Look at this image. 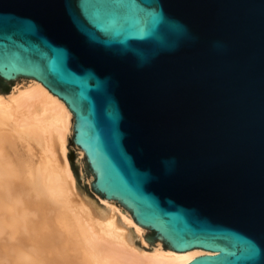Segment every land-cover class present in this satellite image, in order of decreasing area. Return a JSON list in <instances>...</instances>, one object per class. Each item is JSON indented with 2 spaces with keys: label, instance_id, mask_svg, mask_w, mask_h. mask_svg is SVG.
<instances>
[{
  "label": "water",
  "instance_id": "95a60500",
  "mask_svg": "<svg viewBox=\"0 0 264 264\" xmlns=\"http://www.w3.org/2000/svg\"><path fill=\"white\" fill-rule=\"evenodd\" d=\"M73 116L94 192L187 264H264V0H0V79Z\"/></svg>",
  "mask_w": 264,
  "mask_h": 264
},
{
  "label": "bare ground",
  "instance_id": "6f19581e",
  "mask_svg": "<svg viewBox=\"0 0 264 264\" xmlns=\"http://www.w3.org/2000/svg\"><path fill=\"white\" fill-rule=\"evenodd\" d=\"M27 80L0 92V264H187L211 255L161 239L146 250V227L117 200L79 199L67 157L73 114Z\"/></svg>",
  "mask_w": 264,
  "mask_h": 264
},
{
  "label": "rangeland",
  "instance_id": "374dc122",
  "mask_svg": "<svg viewBox=\"0 0 264 264\" xmlns=\"http://www.w3.org/2000/svg\"><path fill=\"white\" fill-rule=\"evenodd\" d=\"M25 81L28 80L27 78L24 77H18L16 80L13 81H4L0 79V92L9 93L14 86L24 85ZM79 153H80V149L76 147L72 142V131H71V136L69 138V143H68L67 157H68L69 167L74 178L77 197L79 199L87 198L99 202V200L102 199V196L94 192L92 185L89 184V181H94V174L89 169L86 157L80 156ZM144 239L147 242V245H144V248L146 250H151V248H153V246H155L159 241L158 237L156 236L151 237V230L147 228L144 234Z\"/></svg>",
  "mask_w": 264,
  "mask_h": 264
}]
</instances>
